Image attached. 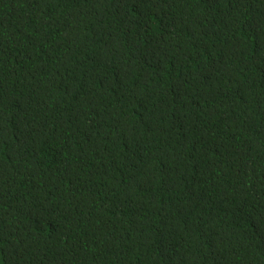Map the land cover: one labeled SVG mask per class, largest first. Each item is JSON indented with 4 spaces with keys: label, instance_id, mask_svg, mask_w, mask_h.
<instances>
[{
    "label": "trees",
    "instance_id": "16d2710c",
    "mask_svg": "<svg viewBox=\"0 0 264 264\" xmlns=\"http://www.w3.org/2000/svg\"><path fill=\"white\" fill-rule=\"evenodd\" d=\"M0 264H264V0H0Z\"/></svg>",
    "mask_w": 264,
    "mask_h": 264
}]
</instances>
